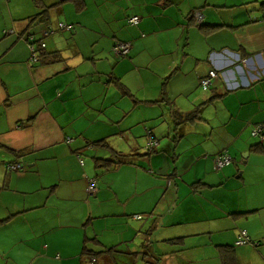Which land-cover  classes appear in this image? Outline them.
Returning a JSON list of instances; mask_svg holds the SVG:
<instances>
[{"label":"crops","instance_id":"0c3cea01","mask_svg":"<svg viewBox=\"0 0 264 264\" xmlns=\"http://www.w3.org/2000/svg\"><path fill=\"white\" fill-rule=\"evenodd\" d=\"M13 1L0 0V264H264V0Z\"/></svg>","mask_w":264,"mask_h":264},{"label":"built area","instance_id":"2783aa9c","mask_svg":"<svg viewBox=\"0 0 264 264\" xmlns=\"http://www.w3.org/2000/svg\"><path fill=\"white\" fill-rule=\"evenodd\" d=\"M196 19H197V22L201 23L202 20H203V15L201 13H198L196 15ZM139 18L138 17H134L131 22L133 24H137L139 22ZM61 28H68L70 29V27H67L65 25H60ZM35 41L34 38L32 37L31 38V42ZM32 44V43H31ZM34 44L31 45V59H30V62L34 63V62H38L39 61V57H38V53L36 52L35 50V47L33 46ZM42 47L45 48L46 45L45 44H42ZM129 49L130 47L126 44H120L118 46L115 47V51L118 53V54H121V55H127L129 53ZM218 78V73L213 70L210 72V76L208 79H205L203 82H202V85L204 87V89H208V87L211 86L212 84V80H215ZM264 133L263 129L261 128H257L255 130V132L253 133L254 136H260ZM157 142L155 140H151L149 143H148V148H153V147H156L157 146ZM232 162V159L231 157H229L228 155H224L222 157H218L215 161L216 163V168L217 169H222L228 165H230ZM81 164L83 165V161H81ZM11 169H14V170H22V165L20 164H13L10 166ZM88 191L89 192H95L96 191V181H93L89 188H88ZM137 219H142V216H136ZM250 242V238L247 236V233L246 232H242V237L237 241V245L238 246H243V245H246Z\"/></svg>","mask_w":264,"mask_h":264},{"label":"trees","instance_id":"16d2710c","mask_svg":"<svg viewBox=\"0 0 264 264\" xmlns=\"http://www.w3.org/2000/svg\"><path fill=\"white\" fill-rule=\"evenodd\" d=\"M74 3H77L78 5L79 4H83L84 5V0H72ZM262 9L264 10V3L262 4ZM49 10V9H48ZM48 10H46L45 12H43V13H40L38 16H36V17H34V18H32V19H30V21H35V20H41V22H44V21H49V18H48V16H47V14L49 13L48 12ZM44 16V17H43ZM139 18V17H138ZM130 23L132 24V22L130 21ZM65 25V26H67V27H70V29H68V28H61L60 27V25ZM138 24V23H137ZM137 24H134V25H137ZM59 28L61 29V30H64V31H67V32H71V31H73V29H74V27L72 26V25H70V24H65V23H60L59 24ZM212 28H214V29H217V28H219V27H212ZM34 38V40H35V36L34 35H30L29 37H28V42L29 43H32V44H35V41H33V42H31V38ZM121 44V43H120ZM119 44V45H120ZM123 56H126V55H123ZM58 59V56L56 55V54H53V57H51L50 58V61L51 62H53V61H56ZM40 60V59H39ZM39 62V61H38ZM38 62H34V63H32V64H35V63H38ZM28 122H31V120L30 121H28ZM255 137V136H254ZM97 145H99V144H97ZM106 254H108V255H110L111 257H115L116 255L115 254H122L121 252H120V250L118 251L116 248H111V249H108V250H104V251H102V252H100V253H95V252H93V251H89V250H87L86 249V251L84 252V255L88 258V259H96L98 256H101V257H103L104 255H106ZM126 254V256H127V253H125ZM127 258V257H126ZM154 259V261L155 262H152V263H150V264H161V260L160 259H155V258H153ZM226 264H230V262L229 263H226Z\"/></svg>","mask_w":264,"mask_h":264},{"label":"rangeland","instance_id":"374dc122","mask_svg":"<svg viewBox=\"0 0 264 264\" xmlns=\"http://www.w3.org/2000/svg\"><path fill=\"white\" fill-rule=\"evenodd\" d=\"M17 4H18V2L16 1V0H14L13 2H12V4H11V7H12V10H17L18 8H17ZM61 4H65V2L64 1H62L61 2ZM101 7H103V6H101ZM55 9H56V6L54 7ZM54 8H51L50 9V14L48 13L47 14V16L48 17H50V15H52V11L54 10ZM103 8H105V7H103ZM58 11V10H57ZM60 16L62 17V18H64L65 20L67 19V15L65 14V13H63V14H60ZM12 30H7V31H5V34H8V33H10ZM43 44V43H42ZM42 44H40V47L41 48H43L42 47ZM36 44H34L33 46L35 47V50H36V52H37V46H35ZM43 49H45V48H43ZM38 57H39V59H40V55L38 54ZM147 147H148V144H147ZM126 256V255H125ZM127 257V258H126ZM126 257H124V256H122V255H120V259L122 260V262H124V263H126V264H131L130 263V261H132V264H150V263H152V260L149 258H147L144 254H143V256H141V255H138V256H136V257H134V256H129V255H127ZM150 262V263H149ZM155 262V261H154Z\"/></svg>","mask_w":264,"mask_h":264}]
</instances>
